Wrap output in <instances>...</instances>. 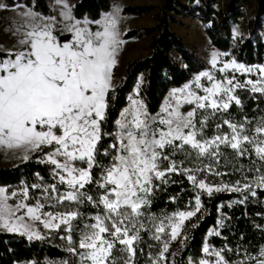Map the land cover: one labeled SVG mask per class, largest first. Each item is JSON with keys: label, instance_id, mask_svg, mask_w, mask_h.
<instances>
[{"label": "snow or ice", "instance_id": "6c2138e0", "mask_svg": "<svg viewBox=\"0 0 264 264\" xmlns=\"http://www.w3.org/2000/svg\"><path fill=\"white\" fill-rule=\"evenodd\" d=\"M59 2L60 30L69 34L63 42L55 34V17L26 10L22 14L24 22L15 30L19 47L0 49V148H22L25 160L30 152L39 153V162L52 166L53 179L47 184L37 173L39 183L24 185L10 195L0 188V228L29 239H44L34 226L36 222L49 230L63 227V239L69 244L68 251L77 257V264H134L137 252H144L139 247L141 233L150 232L160 247L149 264H173L167 255L170 244L178 238L182 245L187 240L181 237V229L201 209L199 190L209 196L213 192L246 193L238 201L244 203L249 195L255 197L257 190L264 189V118L255 123L247 117L238 122L221 119L213 136L205 134L210 119L223 116L233 104L242 105L235 94L237 89L264 96V66L226 62L217 69L225 73L221 79L210 70L204 71L191 83L173 89L155 116L149 115L142 101L132 99L115 121L118 130L103 133L101 125L113 87L112 69L123 43L117 18L109 15L103 21H92L98 26L93 31L87 22L73 16L66 0ZM217 57V53L212 54L211 66L218 64ZM229 69L231 78L227 76ZM237 72L257 73L258 78L241 83ZM202 81L210 82V86ZM185 105L191 106L186 113L182 111ZM224 127L229 131L223 132ZM105 136L114 142L101 151L98 145ZM222 149L231 150V160ZM98 154L109 157L110 163L101 164ZM177 155L184 159L178 162ZM243 159L249 164L238 163ZM185 162L193 167H186ZM229 166L241 180L210 185L194 174L231 175L220 171ZM94 168L100 169L96 178L92 175ZM176 173L185 175L198 189L193 210L177 211L164 218L148 213L155 188ZM92 184L99 189L95 199L86 191ZM30 189L39 193L34 205L26 203L32 198ZM17 197L16 204L8 202ZM85 203L97 209L95 214L85 216L79 211ZM45 207H63L64 211L44 212ZM76 221L87 222L74 241ZM145 221L149 222L147 226ZM224 251L233 250L213 249L210 253L209 246H203L204 253L215 257V264H229L222 255ZM242 255L234 264H264V247L255 256ZM189 264L210 261L189 260Z\"/></svg>", "mask_w": 264, "mask_h": 264}, {"label": "trees", "instance_id": "16d2710c", "mask_svg": "<svg viewBox=\"0 0 264 264\" xmlns=\"http://www.w3.org/2000/svg\"><path fill=\"white\" fill-rule=\"evenodd\" d=\"M220 0H161L159 6L154 5H126L122 9L123 15L143 16L154 11V25L145 29H130L123 39L152 36L151 52L142 58H136L128 63L120 82L108 93V109L106 119L102 122L103 133H115V121L120 111L127 105L129 95L141 80L140 94L143 97L149 114L159 111L166 95L173 88L187 83L195 74L203 71L208 62L202 55L188 47L184 40L176 33L173 24L178 22L179 16L197 15L206 26V34L212 45L222 51H229L231 55L246 65L264 64V0H225L220 8L216 5ZM198 2L194 7L192 4ZM5 8L13 9L25 6L42 17H53L54 10L49 0H4ZM246 7L252 8V16L247 21V35L234 37L233 26L240 21ZM112 9L111 0H78L72 6L73 16L82 21L100 20L104 13ZM198 13V14H196ZM242 105L233 104L223 116L217 115L210 119L205 134L211 137L215 134V125L221 119L242 121L245 117L253 123L264 118V96L253 94L247 89H237L235 93ZM223 132L229 129L224 127ZM114 140L105 136L98 148L102 151L108 148ZM225 156L232 159L231 150L222 149ZM45 152L49 149L45 148ZM115 153H112L114 155ZM39 153H33L28 160L0 166V187H14L17 185H32L39 183L37 173L47 184L53 183L52 166L39 162ZM177 161L184 159L177 155ZM97 160L104 165L110 163V158L97 155ZM237 163V161H232ZM238 163L248 165L247 159ZM186 167H193L185 162ZM220 171H227L231 175L215 176L211 173H194L198 179H206L210 183H224L241 180V175L232 172L231 167H221ZM100 173L99 168L92 171L93 178ZM64 188L61 186V191ZM86 191L94 199L99 189L94 184L87 185ZM198 189L185 175L173 174L167 183L160 182L151 194V206L147 209L157 217L164 218L174 212L192 210ZM201 209L197 214L186 220L183 234L187 240L183 243L171 261L173 264H189V260L198 261L205 256L203 246L212 249H232L224 251L222 255L228 262L234 263L242 259L244 253L257 255L264 247V189L257 190V196H248L244 203L238 201L246 193L213 192L207 195L205 190H199ZM31 203L39 195L30 189ZM43 203V201H41ZM48 209H52L47 207ZM64 211V208L52 209ZM79 211L85 216L95 214L97 209L85 203L79 206ZM221 221L222 225L221 226ZM87 221L74 222L73 240H78V232L82 224ZM148 221H145L146 226ZM219 232L220 235H215ZM63 227L54 230L44 239H29L27 235L0 229V264H77V257L68 251L69 244L63 239ZM143 242L139 245L144 252H137L134 264H149V261L159 250V242L151 239L150 232H142ZM147 245H152L148 248ZM239 250L237 252L236 250ZM151 253V255L149 254Z\"/></svg>", "mask_w": 264, "mask_h": 264}, {"label": "rangeland", "instance_id": "374dc122", "mask_svg": "<svg viewBox=\"0 0 264 264\" xmlns=\"http://www.w3.org/2000/svg\"><path fill=\"white\" fill-rule=\"evenodd\" d=\"M3 1L0 0V49L3 50H11L13 48H18V40L20 39L19 35L15 33V30L19 28L20 24L24 22L23 18V12L26 10H31L25 6H19L17 8L9 9L5 8L3 6ZM51 3V6L54 10V16L56 20L58 21L57 24V30H56V35L62 40V42L68 37V33L62 32L60 30V20H61V11L62 7L59 2V0H49ZM78 0H66L67 4L71 6L74 5V3ZM112 1V9L110 12L104 13L100 19V21H103L106 16L109 15H115L117 18V28L120 33V38L123 41L121 44L117 55H116V64L114 68L112 69V88L117 86V84L120 82L121 77L124 74V70L126 66L128 65L129 62L136 58H142L144 56H147L151 52V38L152 36L145 35L141 38H131L128 40L123 39V35L130 29H145L147 27H151L154 25V11L143 16H132V15H123L122 14V9L126 5H154V6H159L161 3V0H111ZM225 0H220L219 3L216 5V8H220L221 5L224 3ZM198 2L194 3L191 5V7H194ZM32 11V10H31ZM244 15L243 17L240 18V21L233 26V35L234 37H239V36H246L247 35V21L248 19L252 16V8L246 7L244 10ZM34 12V11H32ZM35 13V12H34ZM73 14V12H72ZM198 14V13H196ZM88 23V26L91 27L93 31L97 30V25L92 24L91 21H85ZM173 28L176 31V33L184 40V43L193 49L196 53L199 55H202L206 58L208 65L207 67L195 74L187 83H191L195 77L199 74H201L204 71H211L213 75L216 77V79H221L225 73L217 71L218 68L222 67L224 63L226 62H231V61H236L239 64H244L241 62H238L229 51H222L217 48H215L208 35L206 34V26L202 24V22L199 20L197 15L193 16H179L178 17V22L173 24ZM213 53L218 54V64L213 67L211 66V57ZM245 66H264V64H254V65H246ZM233 75V72L231 69L228 70L227 76L228 78H231ZM236 78L243 83L244 81L248 79H252L255 81L258 78L257 73H252V74H241L239 72L235 73ZM203 83L206 84V86H210V82L207 81H202ZM140 84L141 80L137 83V85L134 88V91L129 95L128 103L127 105L120 111V113L125 109L130 106L131 100L132 99H139L142 101L143 105L146 108L145 101L143 97L140 94ZM184 84V85H185ZM183 85V86H184ZM173 88V89H179L182 88ZM171 89L168 94L166 95L162 105L165 103V101L170 97L172 90ZM202 91V90H201ZM161 105V106H162ZM191 106L185 105L182 108L183 112H187L190 110ZM161 108V107H160ZM147 110V108H146ZM160 110V109H159ZM148 112V111H147ZM159 112V111H158ZM157 112V113H158ZM120 113L118 119H120ZM149 113V112H148ZM155 114H149L152 116H155ZM118 130V129H117ZM116 130V131H117ZM24 150L22 148H12V149H7V148H0V166H9V165H14L20 162L25 161L23 159L24 156ZM33 153L30 152L28 153L29 157ZM79 167H84L85 165L83 164H78ZM207 182V181H206ZM210 185H219L220 183H210L207 182ZM24 186V185H17L14 187H0L4 188L7 190V194L10 195L11 192L13 191H19V189ZM20 197L10 199L8 202L10 204H16L19 201ZM29 205H34L35 203H31L29 200L26 201ZM193 210V209H192ZM44 212H52L56 210L48 209L45 207L43 209ZM182 211H191V210H182ZM35 228H37L42 236H48L50 235L54 230H49L43 227V224L40 222L35 223ZM1 230L7 231L3 228H0ZM18 233V232H17ZM181 237H184L183 234V228L181 229ZM209 246V245H208ZM182 247V241L181 238H178L177 240L171 242L170 248H169V253L168 258L171 261L173 258L172 254H175V252ZM210 253L213 250L210 246ZM202 259H208L210 261V264H215V257L210 255L209 253H205V256ZM199 261V260H198ZM196 262V261H193ZM229 264H234L229 262Z\"/></svg>", "mask_w": 264, "mask_h": 264}]
</instances>
